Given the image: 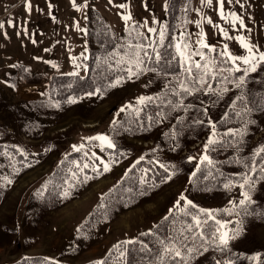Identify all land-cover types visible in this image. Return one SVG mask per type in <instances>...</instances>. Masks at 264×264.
Segmentation results:
<instances>
[{
  "label": "rangeland",
  "instance_id": "374dc122",
  "mask_svg": "<svg viewBox=\"0 0 264 264\" xmlns=\"http://www.w3.org/2000/svg\"><path fill=\"white\" fill-rule=\"evenodd\" d=\"M164 12L165 0H0V25H3L0 27V142L29 152L35 160L17 179L11 177L5 182L6 192L0 204V264L36 256L63 264L98 262L118 241L132 240L168 214L190 205L197 211L192 228L198 227L197 221L199 225L206 221L214 223L210 241L218 247L208 252L203 248L201 253L202 247L194 245L195 258L191 264H230L219 251L230 244L264 264V223L253 222L240 209L249 201L243 194L248 193L250 198L253 195L254 181H246L245 177L249 176L235 167L237 178L226 181L221 190L203 192L197 187L196 172L202 164L211 161L210 150L214 157L221 154L214 147L220 135L212 121L206 134L186 148H179L174 132L169 138L164 134L172 131V124L180 118L175 112L173 121L167 124L161 121L163 127L148 138L130 137L117 127L128 110L158 94L166 81L174 85L175 79L156 78L141 70L136 59L131 58L126 77L116 80L104 95L95 94L68 104L46 100L45 89L52 75L86 76L84 62L88 49L94 45L89 37L91 32L104 24L119 35L125 28L137 25L153 51L160 40ZM126 16L130 19L125 20ZM186 30L192 51L200 48L203 40L208 48H216L227 59L225 50L234 58H243L249 55L241 45L243 40L259 57L264 53V0H192ZM181 36L180 30L173 36L179 55L177 45ZM197 59L193 58L195 63ZM229 62L235 69L250 68L242 59ZM28 78L38 83H21ZM237 87L217 91L218 103H226ZM141 98H145L143 102ZM37 100L45 102L30 103ZM204 108L209 117L208 107ZM96 137H107L113 147ZM257 137L258 134L250 143ZM246 139L247 134L241 131L236 141L243 144ZM156 145L159 149L156 156L172 165L179 164L183 158L187 164L183 170L189 171L169 177L161 189L139 203L131 207L114 204L110 218L87 224L90 215L131 165L145 150ZM114 149H119V154L111 162L106 150ZM79 150H86L95 160L94 169L100 171V177L72 188L64 197L39 198L40 184L68 154ZM221 155V159H226ZM204 156L208 160L202 162ZM221 232L235 238L223 246L219 239Z\"/></svg>",
  "mask_w": 264,
  "mask_h": 264
},
{
  "label": "trees",
  "instance_id": "16d2710c",
  "mask_svg": "<svg viewBox=\"0 0 264 264\" xmlns=\"http://www.w3.org/2000/svg\"><path fill=\"white\" fill-rule=\"evenodd\" d=\"M191 11L192 0H165L163 40L161 41L160 36L153 51L137 25L125 28L118 35L102 24L99 30L89 35L94 45L88 49L84 62L86 76L52 75L45 89L46 100L68 104L71 100L95 94L104 95L116 80L126 77L131 58L136 59L141 70L156 78L175 79L174 85L166 81L158 94L144 104L128 110L117 127L130 137L148 138L163 127L161 121L164 124L173 121L175 117L172 113L175 112L180 118L172 124V131L167 130L164 134L168 137L174 132L179 148H186L206 134L212 121L215 132L220 135L214 147L226 159H221V154L214 157L210 150V163L202 164L196 172L197 187L203 192L209 189L221 190L226 181L237 178L235 167L241 168L244 175L254 181L255 189L250 200L240 209L245 210L253 222L262 224L264 152L259 150L264 148V63H258L255 72L242 69L235 71L229 60L216 48L200 47L190 50L186 28ZM176 30L182 31L179 45L183 55H179L174 47L173 36ZM157 53L159 60L156 59ZM195 53H202L203 56ZM194 57H198L196 63ZM196 64L201 67L197 69ZM189 66L191 72L187 71ZM201 77L205 81L203 84L200 83ZM21 83L29 85L38 82L28 78L22 79ZM233 85L238 86L235 94L231 93L229 100L220 105V95L216 92ZM185 88L189 91H185ZM44 102L37 100L30 103L43 105ZM205 105L208 107L209 117ZM241 131L247 134L243 144L236 141ZM257 134L255 141L250 143ZM158 150L156 145L154 149L144 151L142 157L131 165L107 193L88 218L87 224L93 225L101 219L110 218L114 204L131 207L139 203L161 189L169 177L189 171L188 168L183 170L187 165L183 163V158L179 159V164L172 165L169 160L155 155ZM106 152L110 161L114 162L119 149ZM34 162V157L29 152L13 144L0 142V204L6 192L5 182L11 177L17 179ZM94 165L95 160L89 157L86 150L68 154L40 184L37 196L44 199L61 198L72 188L97 180L101 174L94 169ZM4 167L7 168L6 171H2ZM196 213L191 205L180 212H172L149 231L140 233L132 240L115 243L103 260L88 264H191L195 258L194 245L202 247L201 253L203 248L205 252L218 249L210 241L214 223L206 221L192 228V218ZM176 251L181 253L180 257L175 255ZM219 251L230 264H261L252 254L236 249L233 244L225 249L220 248ZM13 264L63 263L36 256L23 258Z\"/></svg>",
  "mask_w": 264,
  "mask_h": 264
},
{
  "label": "snow or ice",
  "instance_id": "6c2138e0",
  "mask_svg": "<svg viewBox=\"0 0 264 264\" xmlns=\"http://www.w3.org/2000/svg\"><path fill=\"white\" fill-rule=\"evenodd\" d=\"M209 2H211V0H209ZM124 19L125 20H128V19H130V17H127L126 16V17H124ZM0 27H3V25H0ZM150 31H152V30L150 29ZM160 36H161V41H162L163 40V32H161ZM241 45H242V47H244L245 49H247V51L249 53V55L247 57H243V58L237 57V58H234L230 54L227 53V50H225V53L224 54L227 55L228 56V59L229 60H232L233 63H235V60L236 59H242V62L245 65H250V68L249 69H245V71L246 72L247 71L255 72L256 71V68H257V63L256 62L258 61V62L264 63V53L260 54L259 57H257L256 55L253 54V49L246 42H244L243 40H241ZM201 47L208 48L209 46L207 44L203 43V40H201ZM179 49H180V45H177V50L179 51ZM195 54L196 55L203 56L202 53H195ZM181 55H183V53ZM159 58H160L159 57V54L157 53L156 59L159 60ZM189 59H190V57H189ZM137 66H139V65H137ZM195 67L197 69H199L201 67V65L196 64ZM205 69H206L205 74H207V65H205ZM187 71L191 72V66H189V68L187 69ZM235 71H240V69L239 68H236ZM200 83L201 84L205 83V81L203 80V77H201ZM240 83L242 84L243 83V80H241ZM185 91H189V90L187 88H185ZM143 99H145V98H141V102H143ZM96 139H99L102 142L106 143L108 147H113L111 141L107 137H96ZM208 143L211 144V143H213V141L210 139L208 141ZM259 151L264 152V148H261ZM205 160H208V157L207 156H204L202 158V162L205 161ZM209 163H210V161H209ZM104 170L105 171L108 170L107 165L105 166V169ZM248 179H250V178L249 177H245V180L246 181ZM241 187H243V185H241ZM243 195L245 196V199L250 200V197H249L248 193H244ZM181 199H183V197H181ZM241 203H244V201H241ZM207 215L211 216L212 214L211 213H207ZM197 226H199V221H197ZM221 227H224V225H221ZM238 234L239 233L237 232L236 235H238ZM231 238H235V236L229 237L227 233L221 232L220 233V236H219L221 245L227 246V244L229 242V239H231ZM129 243H132V242H129ZM175 255L177 257H180L181 256V253L179 251H176Z\"/></svg>",
  "mask_w": 264,
  "mask_h": 264
}]
</instances>
